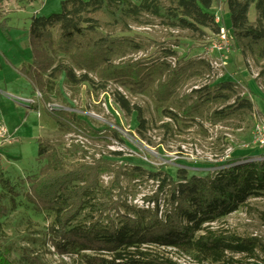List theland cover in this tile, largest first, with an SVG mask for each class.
<instances>
[{
    "label": "rangeland",
    "instance_id": "obj_1",
    "mask_svg": "<svg viewBox=\"0 0 264 264\" xmlns=\"http://www.w3.org/2000/svg\"><path fill=\"white\" fill-rule=\"evenodd\" d=\"M62 1L8 0L1 7L10 19L6 30L0 28V126L7 132L5 137H0V196L5 212V216L0 217V229L3 233L2 243L13 264H86L83 255H94L93 251L79 255L62 253L50 231L55 225L56 213L42 210L29 199L31 181L45 163L38 159L39 140L53 145L68 165L111 161L110 170L102 172L99 180L106 188L112 187L116 172L121 171L118 179L120 186L112 189L114 200L120 198L121 204L138 205L148 200L147 197L157 187L151 180L134 179L127 175L133 165H150L176 179L179 168L185 169L189 175L204 176L214 174L221 168L220 165L229 164L233 158L242 160L237 162L264 160V148L256 143L254 137L255 124L264 121V60H258L249 52L239 51L229 31L231 50L224 57L222 76L215 77L206 54L211 35L201 36L165 27L151 16L141 18V23H131L128 29L112 31L106 25L107 19L100 16L103 31L122 42L120 52L112 60L115 66L136 62L148 66L157 59H164L172 67L186 65V61H203L206 65L202 63L191 68V71L187 70L195 75L177 79L170 88L174 93L165 100L158 91L159 82H164L167 75L151 88L137 91L131 90L120 80L113 78L106 81L97 72H90L95 85L75 87L62 76L49 100L45 101L22 71L33 58L29 37L30 18L33 15L59 13ZM132 1L138 3L140 0ZM216 13L221 18V12ZM223 16L224 24L221 25L226 30L230 25L226 10ZM256 18L254 3L250 7L249 20L255 21ZM129 43L139 48L127 45ZM164 49L172 50L174 55L164 57ZM53 55L56 63L62 61L71 65L68 56ZM216 55H212L213 58L219 57ZM74 69L77 75L84 73L77 67ZM221 80L237 83L240 97L251 101L252 110L242 109L227 118L218 119L213 112L221 105L211 102L192 113L194 120L173 122L165 115V111L183 114L185 107L191 104L188 95H194V91ZM248 81L254 83L252 85H255L258 94L248 86ZM100 85L105 87L101 88ZM116 91L143 111L147 122L144 138L137 131L136 114H127L115 104ZM51 106L56 111H50ZM62 111L80 115L87 132L60 127L51 114ZM166 123H170V128L164 127ZM76 143L84 145L86 157L71 151L72 144ZM112 152L118 154L113 155ZM95 198L94 203L106 200L99 193ZM120 209L123 208L120 206ZM110 219L115 223L120 222L116 210L101 214L99 210L92 211L87 207L71 226L96 220L108 225ZM211 227L219 233L256 236L264 241V196L250 198L236 212L211 223ZM148 249L162 252L178 264L196 262L190 255L175 249L156 246H149ZM257 255L262 258L259 252ZM255 261L245 254L229 251L220 262L206 260L196 263L253 264Z\"/></svg>",
    "mask_w": 264,
    "mask_h": 264
},
{
    "label": "trees",
    "instance_id": "obj_2",
    "mask_svg": "<svg viewBox=\"0 0 264 264\" xmlns=\"http://www.w3.org/2000/svg\"><path fill=\"white\" fill-rule=\"evenodd\" d=\"M6 1L0 0V28L4 30L10 19L1 9ZM254 3L257 18L250 21L249 11ZM216 10L221 12L219 22H216ZM224 10L230 19L226 30L235 39L237 49L264 60V0H140L138 3L132 0H64L59 13L30 18L33 58L22 71L45 101L49 100L62 76L75 87L91 86L96 83L89 73L97 72L106 81L114 78L131 90L144 91L167 75L164 82H159L158 91L165 100L174 93L170 88L177 79L195 75L187 70L206 64L203 61H186V65L172 67L164 59H157L148 66L140 62L115 66L112 60L120 52L122 42L103 31L99 17L107 19L106 25L112 31L128 29L131 23H141V18L151 16L162 26L201 36L211 35L209 38L212 39L223 27ZM163 52L164 57L174 55L170 49ZM53 54L68 56L71 65L62 61L56 63ZM75 67L84 73L77 75ZM237 87L234 81L221 80L188 95L191 104L185 107L183 114L164 113L173 122H185L194 120L192 113L211 102L221 105L213 112L218 119L227 118L242 109L252 110L251 101L240 97ZM114 102L127 114H136L137 131L144 138L147 122L141 108L132 105L119 91L114 95ZM51 116L64 129L87 132L82 117L74 112H53ZM164 127L170 128V123ZM71 151L86 157L87 151L82 143L72 144ZM38 159L45 163L31 181L29 199L42 210L56 213L55 225L50 231L62 253L79 255L93 251L94 255L82 254L86 264H178L164 253L148 249L156 246L175 249L199 263L206 260L220 262L231 251L257 260L253 264H264V241L261 238L219 233L211 227V223L236 212L250 198L264 196V160L237 162L242 160L233 158L229 164L220 165L214 174L204 176L189 175L185 169L179 168L176 179L150 165H133L127 175L157 184L154 193L144 201L153 206L145 208L127 202L121 204L120 198L114 200L112 189L120 186L121 171L116 172L112 187L106 188L99 180L102 172L110 170L112 163L109 160L68 165L60 152L46 140H39ZM98 193L106 200L94 203ZM1 198L0 217H3ZM87 207L92 211L99 210L101 214L116 210L120 222L110 219L108 225H102L96 220L71 226ZM2 236L0 229V264H13L2 243Z\"/></svg>",
    "mask_w": 264,
    "mask_h": 264
},
{
    "label": "built area",
    "instance_id": "obj_3",
    "mask_svg": "<svg viewBox=\"0 0 264 264\" xmlns=\"http://www.w3.org/2000/svg\"><path fill=\"white\" fill-rule=\"evenodd\" d=\"M219 21L220 18L217 16L216 22ZM231 46H232L231 37L228 31L225 30L224 28H222L220 32L209 41V45L206 48V54L209 57V58L207 57V59L210 63L213 76L219 77L221 75V71L224 63V57L226 53H228L231 50ZM214 54H217L216 56L219 55V57L217 59L213 58L212 55ZM51 110L56 111V108H54V106H51L50 111ZM6 133H7L6 129L0 126V137H5ZM254 137L256 143H258L261 147L264 148V121H259L255 124ZM138 206L148 208L149 206L152 207L153 205L152 204L149 205V203H145L144 201H142L140 204H138ZM193 264H197V263L193 262Z\"/></svg>",
    "mask_w": 264,
    "mask_h": 264
},
{
    "label": "crops",
    "instance_id": "obj_4",
    "mask_svg": "<svg viewBox=\"0 0 264 264\" xmlns=\"http://www.w3.org/2000/svg\"><path fill=\"white\" fill-rule=\"evenodd\" d=\"M249 83V87L253 90V91H255L257 94H258V91H256L255 89H254V87H255V85H252V84H254V83H252L251 81H248Z\"/></svg>",
    "mask_w": 264,
    "mask_h": 264
}]
</instances>
